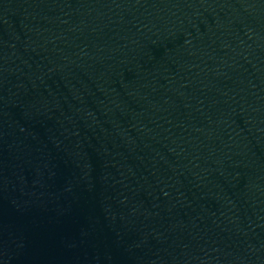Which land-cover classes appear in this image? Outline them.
Listing matches in <instances>:
<instances>
[{"label": "water", "instance_id": "obj_1", "mask_svg": "<svg viewBox=\"0 0 264 264\" xmlns=\"http://www.w3.org/2000/svg\"><path fill=\"white\" fill-rule=\"evenodd\" d=\"M0 264H264V0H0Z\"/></svg>", "mask_w": 264, "mask_h": 264}]
</instances>
